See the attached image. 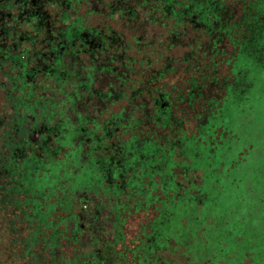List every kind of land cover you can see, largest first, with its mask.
I'll return each instance as SVG.
<instances>
[{
	"label": "trees",
	"instance_id": "trees-1",
	"mask_svg": "<svg viewBox=\"0 0 264 264\" xmlns=\"http://www.w3.org/2000/svg\"><path fill=\"white\" fill-rule=\"evenodd\" d=\"M234 1L0 0V264L201 262L196 240L154 221L168 204L194 200L197 217L229 199L218 180L200 195L196 164L230 130L215 125L226 102L248 99L240 74L264 73V0ZM78 149L92 192L45 199L36 168ZM150 215L131 236L127 220ZM160 233L176 258L148 249Z\"/></svg>",
	"mask_w": 264,
	"mask_h": 264
},
{
	"label": "rangeland",
	"instance_id": "rangeland-1",
	"mask_svg": "<svg viewBox=\"0 0 264 264\" xmlns=\"http://www.w3.org/2000/svg\"><path fill=\"white\" fill-rule=\"evenodd\" d=\"M231 2L235 1L231 0ZM225 70L226 67L222 72L225 73ZM255 71L256 69L252 67L249 70L244 69L237 85L241 93L246 92L248 99L242 100L241 94L235 93L232 100L228 99V103L226 102L222 108L220 121L215 125L230 130L227 131L228 134H225L221 128L216 129L218 133L225 135L221 138V148L212 149L211 162L200 161L196 164L197 168L205 169L206 174L199 187L200 195H203L202 192L206 193L204 189L209 190L210 185L218 180L217 184L223 188L227 195L229 194L230 200L227 197L224 200L225 204L218 205L219 210L222 207L220 212L212 211L214 203L211 199L205 201L202 213L197 217L192 216L194 214L190 209L196 203L194 200H190L188 207L186 204H181L183 202L179 203L181 205L168 204L165 205L164 214L160 220L154 221L158 232H161L165 226L169 229V233L176 228L178 231L174 237L178 243H184L187 239L191 240L192 238V240H196L192 243L196 244L194 247L201 253L198 256L201 262H192L191 264H204L203 260H206L209 255L221 260V264H241L246 253L250 255V264H264V73L256 76ZM80 156H82V150L78 149L70 156H65L63 162L50 163L48 166L36 168L37 173L34 177L36 189L44 193V196L46 195L45 199L48 196L49 198L54 196L50 198L51 201L55 198H60L61 201L64 196L70 194L88 195L92 192L88 186L99 178L98 171L96 172L94 169L96 167L93 166L92 160H88L87 164L80 166L79 163H82ZM134 160L136 161L135 158ZM231 162L232 164L228 166ZM209 163H212L213 166L208 167ZM79 167L83 168L74 173V169ZM169 168L168 166L166 171ZM58 192L60 193L58 194ZM70 206L67 207L69 211L72 209ZM56 209L58 212V208ZM189 209L190 211H187ZM103 214L102 212V216ZM150 218L151 215L146 218L134 216L132 220H127L126 227L131 236L136 234L140 224H145L148 228ZM182 219L186 220L185 225L181 222ZM76 222L75 219L69 224L73 223L76 226ZM245 224L247 225L245 226ZM244 229H247L248 236L245 237V240L249 244L237 246L232 243L231 238H227L229 230L232 231L233 236H239ZM250 232L254 236L251 237ZM199 236L201 240L206 242L209 240V247L197 244L200 242ZM157 237L159 241L152 243L148 249L165 248L169 255L172 254L171 257L176 258L174 250L176 246L170 247L169 241L164 239L163 233ZM128 239L129 237H127ZM164 255L166 254L164 253Z\"/></svg>",
	"mask_w": 264,
	"mask_h": 264
},
{
	"label": "flooded vegetation",
	"instance_id": "flooded-vegetation-1",
	"mask_svg": "<svg viewBox=\"0 0 264 264\" xmlns=\"http://www.w3.org/2000/svg\"><path fill=\"white\" fill-rule=\"evenodd\" d=\"M81 196H84V197H86V196H87V194H84V195L82 194Z\"/></svg>",
	"mask_w": 264,
	"mask_h": 264
}]
</instances>
